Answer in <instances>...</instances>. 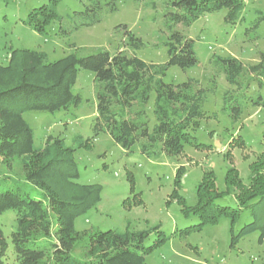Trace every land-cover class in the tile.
<instances>
[{
    "label": "trees",
    "instance_id": "trees-1",
    "mask_svg": "<svg viewBox=\"0 0 264 264\" xmlns=\"http://www.w3.org/2000/svg\"><path fill=\"white\" fill-rule=\"evenodd\" d=\"M61 0H48L31 9L27 16L29 26L39 34L60 16L55 10ZM85 8L88 20L81 23L91 26L100 21L98 0H88ZM173 11L165 15L169 30L165 42L167 59L163 63L147 62L135 54L144 46L124 26L123 49L114 53L107 50L86 56L71 52L49 61L44 51L30 48L12 49L6 64H0V160L9 165L17 158L24 179L41 191V198H33L19 186L0 188V214L15 212L11 242L17 264H145V256L168 239L160 225L141 230L107 229L93 232L77 231L74 220L100 201L101 186L78 182L74 151L90 148V138L80 134L67 145L63 137L49 135L36 147L33 131L23 117L25 111L55 112L78 106L79 94L72 92L78 71L89 70L94 75L96 115L93 119L94 136L108 133L113 141L126 151L134 144L141 153L153 157L161 150L169 156H180L184 145L196 148L203 145L192 135L199 122L206 116L202 109L206 89L199 81L189 78L180 83L166 82L164 76L170 66L182 69L194 67L197 58L194 41L177 29L178 25L190 26L200 16L224 9V21L236 24L244 8L243 0H175ZM116 9L110 0V10ZM264 18V13L256 23ZM126 47L129 51L126 50ZM225 80L230 88L224 92V102L229 103L230 116L237 121L242 113V100L254 106H264V99H252L248 91L254 82L264 80V53L259 61L244 64L231 55L218 56ZM153 94L154 123L149 128L147 107ZM230 100V101H229ZM243 147L245 141L232 138L231 145ZM248 184H244L234 167L224 175V189H218L212 171L203 174L196 186V201L187 206L176 190L172 196L181 204L183 214L193 213L197 224L186 227L189 233L206 225L217 224L222 217L229 220L230 246L241 238L260 229L264 238V151L249 165ZM182 168L175 171L174 186H180ZM130 178V177H129ZM131 191L134 189L130 178ZM138 200L123 204H142ZM233 196L236 206L222 201ZM242 209L251 211L252 219L238 229L235 225ZM155 232L150 245L144 241ZM83 243L78 244V241ZM7 242L0 229V264H4ZM78 249L79 254L74 251Z\"/></svg>",
    "mask_w": 264,
    "mask_h": 264
},
{
    "label": "rangeland",
    "instance_id": "rangeland-1",
    "mask_svg": "<svg viewBox=\"0 0 264 264\" xmlns=\"http://www.w3.org/2000/svg\"><path fill=\"white\" fill-rule=\"evenodd\" d=\"M100 21L85 26L88 20L85 8L88 0H61L55 5L60 16L39 34L27 23L31 9L48 0H0V64H6L9 53L16 48H30L44 51L48 60L53 61L71 52L86 56L107 50L111 54L125 48L124 26L144 46L135 54L153 63H163L167 59L165 42L169 34L165 15L173 11L175 0H115L116 9L110 10V0H98ZM244 8L240 20L232 25L224 21L225 10L206 13L190 26L178 25L177 29L192 38L197 64L182 69L170 66L163 77L166 82L180 83L189 78L199 81L206 89V99L202 109L206 116L199 122L192 135L203 146L196 148L184 145L180 156H169L158 151L148 157L139 150L136 143L131 151H126L115 143L106 132L94 136L93 119L96 115L95 81L89 70L78 71L72 92L79 94L81 102L67 110L55 112L25 111L23 117L33 131L36 147L41 146L49 135L64 138L72 145L76 134L90 138V148L74 151L78 170V182L101 186L100 201L74 220L77 231L97 230H141L160 225L167 236L161 246L145 256V264H264V238L260 240V229L241 238L230 246L229 220L222 217L217 224L206 225L189 233L181 230L197 224L196 214H183L181 204L172 196L174 190L183 198L187 206L196 201L195 189L202 176L212 171L218 189H224V175L229 167H234L244 184H248L250 163L257 160L264 151V106H254L242 100L243 110L237 121L230 116L229 103L224 102V92L230 88L221 69L218 56L231 55L244 64H252L264 53V18L256 23L264 13V0H243ZM126 50L129 49L126 47ZM248 96L264 99L262 85L254 82ZM230 101V100H229ZM153 94L147 107L149 128L153 126ZM241 137L245 145H231L232 138ZM182 168L180 186H174L177 168ZM134 189L131 191L130 178ZM19 186L40 199L41 191L24 179L17 158L9 165L0 160V188ZM140 193L142 204L128 207ZM236 206L233 196L222 201ZM252 219L249 209H242L235 225L238 229ZM15 212L6 210L0 214V229L7 242L4 264H17L11 232L14 229ZM155 238L153 231L144 241L150 245ZM83 243V240L78 241ZM79 250L74 251L79 254Z\"/></svg>",
    "mask_w": 264,
    "mask_h": 264
}]
</instances>
